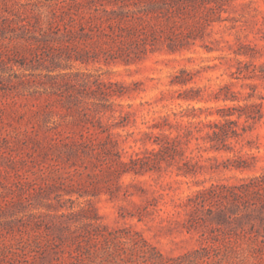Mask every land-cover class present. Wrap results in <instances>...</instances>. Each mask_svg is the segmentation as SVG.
Here are the masks:
<instances>
[{
  "label": "rangeland",
  "instance_id": "rangeland-1",
  "mask_svg": "<svg viewBox=\"0 0 264 264\" xmlns=\"http://www.w3.org/2000/svg\"><path fill=\"white\" fill-rule=\"evenodd\" d=\"M0 264H264V0H0Z\"/></svg>",
  "mask_w": 264,
  "mask_h": 264
}]
</instances>
